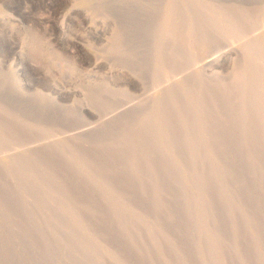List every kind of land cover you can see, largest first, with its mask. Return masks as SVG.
<instances>
[{
  "label": "rangeland",
  "instance_id": "obj_1",
  "mask_svg": "<svg viewBox=\"0 0 264 264\" xmlns=\"http://www.w3.org/2000/svg\"><path fill=\"white\" fill-rule=\"evenodd\" d=\"M173 1L175 0H0V120H4L6 117V119L4 120L5 122L3 121L0 123V166L2 165L1 162H8L10 161L9 159H12L14 157H17L20 162H18V164H16L15 166L13 163H10L13 166L10 165V169L8 168L9 170L7 171L6 169H0V183H3L0 184V213L2 212V214H0V264H142L145 258L144 256L140 261L135 260V258L138 259V254H142V252H144V254L149 253L151 254V256H156L159 253L158 255H160L161 257H170L173 253L176 257L175 261L172 262L173 264H186L185 262L187 261L188 263L189 261L187 260V255L189 257L191 253L193 255L198 254L200 249L204 246L206 248V251L200 264H223L225 262V264H232L228 262V258H222L220 255L224 250L223 245L226 241V236L229 235L230 232L234 235L238 234V240L236 241L237 245L243 244L241 246L238 245L243 252L239 251V253L234 255L237 258L233 257V264H253L252 262L255 261L256 263H262V261H264V234L262 235V232L264 233V211H262L264 210V181L262 180L264 179L262 178V176L264 177V164H262L264 163V157H262L263 160L260 164L257 163L258 161H256L254 158V150L259 147V144L263 145L264 148V135H262L264 133L263 129V133L262 131L257 133L258 135H256V138L251 139L249 137V139L256 144L254 146L251 145L249 148L241 147V150L236 155L238 157L240 156V160L237 157V160H234L232 163L230 160V156L226 157L229 148L227 149V147L222 145L218 149L219 156L214 154L215 152H213V147H211V145L214 143L211 135L212 133H205V135L202 136L204 131L201 132V127L198 126V124L194 128L195 132H193V134H191L190 136L184 137V135L179 133L177 130H167L166 132H164L163 136L160 138V147H158L156 153L154 154L152 150V152L150 151L152 153L151 154L148 153L149 149L145 150V155H147V157H143V159H141V163H139L141 167L146 163V160H153L158 151H160L158 152V154H161L160 156L165 158L167 163L170 162L169 159L171 160L172 163L170 164L172 165L170 169L173 170L174 173H176L174 174L176 186L172 190L176 193L174 194V192H171L172 190L168 191V193L164 192L165 194L161 190H158V193H162H160L161 197L164 194L161 201L167 200L166 202L169 203V206H167V209L165 210L173 213L171 209H173V211L177 209L176 213L178 212L182 215V221L184 224L180 236L182 238H186L189 236L191 239L190 243L192 245L190 243L188 244V246L184 245L185 250H182L183 248L181 247L178 248L176 252H172V248V251L169 249L164 250L162 248L164 241H168L164 236H166L170 230L164 228L162 225L164 231L166 232V235H161L157 237V239L153 238L154 230L152 228L151 230H149V226H152V224H149L150 220L146 222H143L141 220L142 210L134 207L133 204L131 207H128L127 205L124 206L125 204L121 200H124L125 198H120V195L117 196L118 192L114 190L112 191L111 195L109 193L106 194V207L109 210L106 216L110 217L111 224H114L115 226V223L117 221H119L120 219H124L123 223L126 226L128 224V228H130L129 231H131L132 228V230L135 231L137 230V228L142 226L141 231L143 232L141 239L142 242L139 241L137 244L136 239L130 237V241L126 245L127 248L123 250L124 252L122 251L124 255H122V260H118L117 258L119 246H116L118 245V243H116L115 241L113 243L114 239H112L110 242L109 239V237L111 238L110 230L112 228H110V230L107 229L109 231H106L105 233V229L102 227V231L104 232V235H102L105 238L109 239L107 243L102 244L103 242L100 238L94 236L92 232L86 230L85 226H81L82 223L79 222L77 216L78 212L81 211V208L84 207L83 205H86L87 203V201H85V203L83 201L87 196L81 192L79 193L80 189L78 186H80V184L83 182L84 185L82 183L80 188H82V186H84V189L87 190L89 188V192L91 194H89V192L87 193L91 196L97 193H101L103 191L101 190L103 186L101 185L102 178L100 175L103 172L101 171L100 175L95 172L91 177L90 173L92 170L90 171V169H87L90 165L86 166V168H82V171L84 173L81 172V174L83 173L82 176L79 173L81 177L79 176V179H77L78 183H76L77 186L73 192L75 195L72 194L74 196L72 197L71 194L64 192L65 186L63 187L64 184L62 185L59 176H54L57 180L54 177L50 179L47 178L49 176L48 173L50 172V167L48 166V163L50 164V161L47 162L48 159L41 157V150H38L39 152L35 150L36 152H34V148L40 147L41 144L45 145L51 141L56 143L57 141L62 139L63 136L66 137L70 129L80 130L84 129L85 127H94V129H96V132L98 133L99 131V133L97 134L95 132L86 137V140H93V143L96 141V145H94V143L90 148V155L94 158V156H96L95 153H98L97 151L101 149L100 146L104 147L105 143L109 142L112 137L118 136L122 125L123 129H127L128 125L132 126V124H130V120L132 118H141V116L144 118L149 114V111L147 110V101L150 100L149 96L151 95V92L153 93L154 91L159 89L158 85H160V82H165V84L167 85L169 82L174 81L177 78L180 80L185 79L186 84L189 85L188 87L192 88L194 85L195 90L194 87L192 89L195 93H193L192 89L190 90V88L186 89L188 88L186 87L187 85H185L186 88L184 87V89H186L188 92H192L191 94L188 93V95L190 94L189 96H193L195 94V98L189 97L187 94L185 96L189 98V103L191 105L194 104L193 107L196 109L204 104L208 106L207 103L210 102L211 97H213L211 98V100H213V102H216V96H214V91L216 90L215 85L218 86L220 81L223 83L220 84L223 85V94H227V88L232 87L233 85L230 84H235L236 80L238 79L237 75L239 73V68L241 69L244 66H246L247 68L249 66L247 73H253L252 76L254 78L256 76V78H247L246 76L244 80L242 78L243 81H241V85L243 84V86L242 88H238V92H241L240 90L243 89V87L244 89H247L249 86H251V92H253L252 90L255 88L254 96L259 94L256 96L259 102L256 97L254 98L252 93L248 94L247 100L249 102V110L247 111L246 118H253L256 112H260L262 116L261 121L262 124H264V111H262L264 110V108H262L264 107V38L262 39L263 41L261 40L260 42L256 43L257 37H254L258 35H264V0H176V2L179 3ZM167 2L169 3V5L167 4ZM185 4L189 8H191V6L194 7H192V10L190 11L192 14L189 13V16L186 14L182 17V19H188L186 21H189V19L190 21L192 20L193 23L191 22V24H193V26L195 24L194 28L196 30L198 29L199 32L201 31V29L203 30L200 34H198V31H196L197 34L195 32V36H198V40L194 41L193 43H191L190 41H185L184 43L181 42L179 39L183 40L181 38L182 35H180V37L179 35L177 36L179 29L174 32L176 35L172 34L171 32L160 37L163 30H166L168 26L165 19L169 17L170 13L172 12H174V16H182V12L185 14V11L187 10V8H185ZM181 5H184V7H182V9H179L181 8ZM233 6L234 8H232ZM224 7L226 9H222ZM242 8L247 10L248 14L247 12H244L245 10H243ZM232 9L234 11H232ZM237 9L238 11L240 9V11L238 12ZM169 10L170 13L168 15ZM173 10H175L176 12ZM201 11H203V13H200ZM231 11L234 12V15H232ZM242 11L244 12L243 15ZM205 12L206 15L204 14ZM219 12L224 14L221 15ZM209 13H211L212 15H209ZM218 13L220 14L219 16ZM261 13H263L262 17ZM228 14L229 16L232 15V17H227ZM246 14L248 16H246ZM202 15L204 16V18H206L204 19ZM224 15L226 19L224 18ZM235 15L238 16L235 17ZM216 16L217 18H215ZM200 17L203 19H199ZM209 17L212 19L214 17L215 21L212 19L210 20ZM218 17L219 19L220 17L224 19L223 21L220 19L221 23H225L227 21V25L224 23H219L220 20L218 19ZM246 18L250 20V22H248ZM217 19L219 20V22ZM202 21H204L206 28L202 26V28L200 27V25L203 24ZM240 21L243 22L241 23ZM237 22L240 23L237 24ZM212 23L216 24L213 25ZM233 23V28L230 29L232 26L229 27V25H232ZM218 24H221L223 30L225 29V31H221L220 29H218ZM236 24L238 27L235 26ZM247 24L249 25L247 26ZM196 25L198 26V28L196 27ZM121 27L123 28L121 29ZM215 28L218 32L215 30ZM119 32L121 35L119 34ZM203 32H206V34L203 35ZM176 40L180 42L177 41L176 43ZM133 41L134 43H132ZM149 41L150 44L153 43L151 46L149 44ZM172 41L174 42V44ZM246 41H248V44H245ZM123 42L124 44L121 45V43ZM154 42L156 46L160 43L161 44L156 48ZM251 42L253 44H251ZM185 43H188L187 47L183 48L184 46L182 47L181 45H184ZM199 43L201 45L204 44V46L202 45L201 47ZM260 43H262L263 47L262 45L260 46ZM198 44L200 45V49H203V53L202 50L196 49L198 47ZM241 44L242 46H240ZM168 45H171L173 47L170 48V46ZM192 46L194 47V49ZM238 46L240 47L238 48ZM166 48L171 50L169 51ZM233 48L235 50H233ZM241 48L244 50L242 51ZM261 48H263V51ZM192 49L195 51H193ZM237 49L239 51H237ZM258 52L263 53L261 56V60L263 61H259V65L258 63H256L257 65L255 66H253L251 63L249 64V61L251 59H254ZM150 53H154L152 54L153 56ZM156 54H160L161 57L160 55L156 56ZM251 54L254 55L252 56ZM238 55L240 56V58ZM235 57H238L237 61L235 60ZM126 58H129L130 61ZM162 59H164V63L162 62ZM215 60L216 63L218 62V64H221L224 68L218 70L219 72L217 73L216 71L212 70L211 65L208 63ZM172 61H175L176 67H174L175 70L172 69L171 71H178L179 74L177 72L176 73L178 75L171 72V75H173L174 78L173 76L169 75L171 80H168V76L165 77V74L167 72H164L166 68H163V64H165V67L171 68L169 62L172 63ZM161 62L163 66L160 65ZM156 64L158 66L160 65L163 69H161V67V70L157 69L159 67ZM226 65L228 68L226 67ZM136 67L138 70L139 68L144 70L138 71L137 69H135ZM153 70L157 71L153 72ZM169 70L170 69H168L167 71L169 72ZM144 71H146V73H141ZM191 71L193 75L198 72L197 75L195 74V76L197 77H200L202 75L206 76V78L208 79L209 85H207L209 87L206 85L207 88L201 91L202 94L196 91L199 88L197 84L198 79L193 81L195 79L194 76H192V74H186V72L190 73ZM208 72H212V78L209 77L210 73ZM257 72L259 73L257 74ZM182 73L184 75H182ZM219 73H223V75H220ZM163 74L165 76L162 77ZM175 75H177V77H175ZM159 76H161L162 79H156L160 78ZM190 76H192L191 78L193 80L190 78ZM165 78L167 82L163 81L165 80ZM186 78H189V81H187ZM258 78L262 81H260L261 84L257 80ZM155 80L158 81H156L155 83ZM159 80L161 81L159 82ZM213 81L215 84H212ZM217 81L218 84L216 83ZM142 82H144V84ZM255 83L258 84L256 85ZM165 84L163 83L162 85L165 86ZM226 84L228 85V87H226ZM154 86H156V88ZM163 86L160 85V87ZM257 87L259 89H257ZM152 88L155 89L153 90ZM184 89L182 88V91L179 90V92L181 93H176L179 94L177 96V100L171 101V104L176 101L180 102V99H182L183 97L182 93L186 92V90L183 92ZM196 94L197 96L200 94L201 97H199L200 95L196 97ZM250 95L252 96L250 97ZM204 96L207 97H205L207 101L203 100ZM145 97L147 101L146 99H144ZM208 97L210 98L208 99ZM249 97L254 100L251 102ZM259 97L262 100V103ZM200 99H202L201 101L203 104L201 103ZM188 100H186L185 102H187ZM170 103H168V105ZM197 103L201 106L196 105ZM135 104L137 108L133 109V107H136ZM137 104H142L143 106L140 105L139 107ZM169 106L171 107V105ZM127 108L129 110H126ZM130 108L132 109L130 110ZM140 109L142 111L144 110L145 112L143 111L141 112V114ZM184 110L187 111V108H183V111H181L182 114L184 112L186 114V111ZM250 111L252 112L250 113ZM119 112H121V114H119ZM136 112L138 113L135 114ZM1 113H3V115ZM11 119L12 121L14 120L17 124H13L15 123L13 121L11 126L15 129H13L11 131V134H9L7 129H9L10 125L8 122H11ZM103 120H105L106 122ZM150 120L152 121L151 118ZM173 120L175 122H180V120L178 118L175 119V117ZM118 121L121 122L122 125ZM116 122L118 125L116 124ZM6 123L8 124L6 125ZM119 124L121 125V127ZM103 126V130L106 133V136L101 128ZM238 126H240V128H242V131H244V121L241 120ZM79 127L81 128L79 129ZM98 128L99 130H97ZM26 132L28 133L26 134ZM173 136H176V141L178 142L175 141L174 143H171L173 142ZM260 137L262 141L258 140L260 139ZM101 139H103V141ZM30 141L32 142V147H29L31 146ZM167 143H169V147L167 146ZM187 143L190 145H187ZM99 144L101 145L99 146ZM171 144L174 150H176V148L178 147L176 151H179L180 153L178 152L177 156L173 154L174 151H172L173 149L171 148ZM190 146L192 147L189 149ZM93 148L95 150H93ZM244 149L246 151H250V153L246 152ZM169 152H171V154ZM243 152L247 155H245ZM34 153L36 155H38L37 153H40L39 156L41 157L42 161L37 160V156L34 157ZM209 153H211L210 158L208 156ZM137 154L139 155V153ZM243 155L245 156L242 160ZM72 157L73 156L69 157V164L74 168V157ZM205 157L207 158V160ZM66 158H64V160L67 164L68 158ZM181 158L185 161H182ZM30 159L33 161H29ZM43 159H45L46 161ZM70 159L73 162L70 161ZM138 161H140V157H138ZM227 161L231 164H229ZM251 162H253L252 165ZM85 163L87 162H84V165ZM223 163H226V165L228 164L227 167L223 166L225 165ZM258 164L259 167L257 166ZM249 166L253 168L257 166L258 169L261 170L256 169V167L255 169L250 168L248 171L247 168H249ZM71 167H69L68 169L72 170L73 168ZM239 167H241L242 170ZM245 167L247 170L245 169ZM195 168H198L199 170ZM227 168L229 169V172L227 171ZM243 168L245 171H243ZM217 169H220L221 172ZM254 170H257V172H259L261 176H259L258 173L256 174ZM212 173L215 174V177L212 175ZM218 173L221 175H219ZM84 174L87 175L88 178ZM94 175L99 176L94 177ZM211 175L213 177H211ZM245 176H247V178H245ZM95 178H98V182ZM209 178L210 180H208ZM200 180L202 181V184ZM215 180H218L219 182L215 183ZM218 184H223L222 187H225L224 192H222V190L220 193L222 195H229L231 201L233 200V206L231 205V208L234 207L235 209H231L228 214L225 211L222 212V202L218 203L217 201H215V199H212L215 195L213 193H216V191L214 190H216V187H219ZM65 185L69 187L68 184L65 183ZM91 187L93 188V190ZM77 188L79 194L75 192ZM174 189L179 193H177V191H175ZM183 189H185L186 193H188L187 195L185 194L186 197L184 196L185 198H183V201H179L177 194H180ZM80 194L82 195L81 197L85 195L84 198L79 197ZM210 194L212 195L210 196ZM258 194H260L259 197ZM166 196L170 198L168 199V197ZM256 196L258 198H256ZM176 197L179 203L174 200L176 199ZM69 198L72 199L67 200ZM117 198L119 200H117ZM79 200L82 203H78ZM124 201L126 202V200ZM216 202L218 204H216ZM210 204L211 208L206 209L207 206L210 207ZM214 205L215 207H213ZM260 209H262L261 212ZM235 210L237 214L236 212L233 213ZM224 213L226 214V216H224ZM239 213H241V215H238ZM243 213H245V215H243ZM246 213L248 216L246 215ZM125 215L129 217L127 218L125 217ZM123 216L124 218H122ZM238 220L240 221L237 222ZM260 220L262 221V223ZM246 224H249L251 226L253 225L254 227L248 228L249 225L247 226ZM255 224L257 225V227ZM258 225H260L259 227L263 231H258L261 230L259 229ZM244 226L245 228H248V231L245 233H247L248 236H251V241H253L252 244H249L250 246H246L244 243H242L243 239L241 238L244 231ZM255 229H258L257 233H255ZM155 230L157 229L155 228ZM258 232L261 233L260 235L262 236H260ZM239 234L241 237L239 236ZM146 239L147 243L144 244V241H146ZM148 243H150L149 248L145 246L148 245ZM134 244L136 245L134 246ZM242 246L244 247V249H242ZM246 247L248 250L245 249ZM189 248H191L192 250ZM169 251L170 253H172L170 254ZM153 253L156 255H154ZM161 263L163 264V262ZM161 263L155 262V264ZM188 264H191L190 261ZM262 264H264V262Z\"/></svg>",
  "mask_w": 264,
  "mask_h": 264
},
{
  "label": "bare ground",
  "instance_id": "obj_2",
  "mask_svg": "<svg viewBox=\"0 0 264 264\" xmlns=\"http://www.w3.org/2000/svg\"><path fill=\"white\" fill-rule=\"evenodd\" d=\"M180 1H183V0H180ZM189 1V0H188ZM173 2H176V0L175 1H173ZM185 2H187V1H185ZM176 3H179V2H176ZM175 3V4H176ZM183 3V2H182ZM190 3V2H189ZM167 4L169 5V3L167 2ZM187 4V3H186ZM185 4V5H186ZM174 5V4H173ZM190 5V4H189ZM176 6V5H175ZM187 6V5H186ZM185 6V8H187V10L185 11V14L182 12V16H174L173 15V13L174 12H172V13H170V10H169V12H168V15H169V13H170V15H169V17H167L166 19H165V21H166V23H167V28H166V30H163V32H162V34L160 35V37H162V36H164V35H166L167 33H171L172 32V34H175L174 32L176 31V30H178L179 32H178V34H177V36L179 35V37H180V35H182L181 36V38L183 39V40H181V39H179L181 42H185V41H190L191 43H193L194 41H196V40H198L197 38H198V36L196 37L195 35L197 34V32L196 31H198V29L196 30L194 27H195V24H194V26H193V24H191V22H192V20L190 21V19H189V21H186V20H188V19H182V17L184 16V15H188L189 13L190 14H192L190 11L192 10L191 8L192 7H194V6H191V8H189L188 6L186 7ZM178 7V6H177ZM180 7V6H179ZM182 7H184V5H181V8H179V9H182ZM237 7V6H236ZM190 10H189V9ZM217 8V7H216ZM232 8H234V6L232 7ZM222 9H226L225 7L224 8H222ZM243 10H245L244 8H242ZM178 10V9H177ZM172 11V10H171ZM173 11H175V10H173ZM232 11H234L233 9H232ZM231 11V13H232V15H234L233 13L234 12H232ZM235 11H236V9H235ZM237 11H238V9H237ZM239 11H240V9H239ZM238 11V12H239ZM249 11V10H248ZM176 12V11H175ZM178 12V11H177ZM220 12H221V10H220ZM219 12V13H220ZM237 12V13H238ZM244 12H247V10H245ZM243 11H242V15H243V13H244ZM165 13V12H164ZM167 13V12H166ZM180 13V12H179ZM200 13H203V11H201ZM208 13V12H207ZM212 13V12H211ZM211 13H209V15H212ZM216 13V12H215ZM215 13H213V14H215ZM218 13V16L221 14H224V13H220L219 14ZM260 13V12H259ZM189 14V15H190ZM205 15H206V12L204 13ZM203 14V15H204ZM235 14H236V12H235ZM247 14H248V12H247ZM246 14V16H248ZM262 14L263 13H261V17H262ZM164 15V14H163ZM168 15H166V16H168ZM188 15V16H189ZM201 15V14H200ZM202 15V16H203ZM209 15H207V16H209ZM215 15H217V14H215ZM214 15V16H215ZM232 15H230L229 16V14L227 15V17L229 16V17H232ZM187 16V17H188ZM236 16H238V15H235V17ZM161 17H163V16H161ZM255 17V16H254ZM260 17V16H259ZM197 18H198V16H197ZM203 18H204V16H203ZM203 18H199V19H203ZM206 18V17H205ZM204 18V19H205ZM210 18V17H209ZM215 18H217V16L215 17ZM214 17H213V19L212 18H210V20L212 19V20H214L215 19ZM222 18H223V16H222ZM221 17H220V19L223 21L224 19H222ZM224 18H225V15H224ZM249 18V17H248ZM251 18H252V16H251ZM196 19V18H195ZM218 19H219V17H218ZM217 19V20H218ZM219 19V20H220ZM226 19V18H225ZM240 19V18H239ZM247 19V18H246ZM219 20H218V22H219ZM221 20H220V22L219 23H221ZM229 20H231V19H229ZM243 20H245V19H243ZM160 21V20H159ZM164 21V20H163ZM205 21V20H204ZM204 21H202V23L203 24H201L200 25V27L202 26V27H205L206 28V26H205V24H204ZM209 21V20H208ZM215 21V20H214ZM213 21V22H214ZM233 21V20H232ZM247 21L248 22H250V20H248L247 19ZM206 22H207V19H206ZM211 22V21H210ZM227 22V21H226ZM226 22L224 23V24H226ZM241 23L243 22V21H240ZM240 22H237V24L238 23H240ZM252 22V21H251ZM193 23V22H192ZM223 23H221V24H223ZM228 23V22H227ZM236 23V22H235ZM245 23H246V21H245ZM210 24V23H209ZM208 24V25H209ZM213 25L214 24H216V23H212ZM219 25L217 28L218 29H220L221 31H225V29L223 30V28H222V25ZM237 24L235 25V26H237ZM249 24H251V23H249ZM249 24H247V26L249 25ZM186 25V26H185ZM206 25H207V23H206ZM227 25V24H226ZM233 25H234V23L231 25H229V27H231L230 29H232L233 28ZM245 25V24H244ZM120 26V25H119ZM161 27V26H160ZM196 27L198 28V26L196 25ZM201 27V28H202ZM209 27V26H208ZM238 27V26H237ZM242 27H243V24H242ZM123 27H121V29H122ZM205 28H203V29H205ZM211 28V27H210ZM209 28V29H210ZM222 28V29H221ZM228 28V27H227ZM226 28V29H227ZM245 28V27H244ZM154 29H157V28H154ZM208 29V28H207ZM118 30V29H117ZM116 30V31H117ZM199 30H200V28H199ZM215 30H216V28H215ZM154 31H157V30H154ZM203 30L201 29V31L199 32L198 31V34H200L201 32H202ZM208 31V30H207ZM217 31V30H216ZM220 31V32H221ZM195 32H196V34H195ZM212 32H213V30H212ZM218 32V31H217ZM239 32H240V29H239ZM242 32H243V30H242ZM159 33V32H158ZM157 33V34H158ZM204 34L203 35H205L206 34V32H203ZM231 33V32H230ZM233 33V32H232ZM119 34H120V32H119ZM160 34V33H159ZM259 34V33H258ZM264 34V33H263ZM121 35V34H120ZM176 35V34H175ZM225 35V34H224ZM241 35V34H240ZM120 37V36H119ZM200 37V36H199ZM254 37H257L256 39H257V42L256 43H258V42H260L263 38H264V35H258V36H254ZM153 38V37H152ZM157 38V37H156ZM155 38V39H156ZM115 39V38H114ZM154 39V40H155ZM159 39V38H158ZM162 39V38H161ZM177 39H178V37H177ZM200 39V38H199ZM251 39H253V38H251ZM255 39V38H254ZM116 40V39H115ZM118 40V39H117ZM172 40V39H171ZM177 41L178 40H176V43H177ZM180 41H178V42H180ZM205 41V40H204ZM263 41V40H262ZM168 42V41H167ZM173 42V41H172ZM248 41H246V43L245 44H248L247 43ZM132 43H134V41L132 42ZM152 43V42H151ZM157 43V42H156ZM183 43H181V44H183ZM122 44H124V42L123 43H121V45ZM149 44H150V41H149ZM148 44V45H149ZM153 44V43H152ZM152 44H150V46L152 45ZM154 44H155V42H154ZM158 44V43H157ZM161 44V43H160ZM159 44V45H160ZM173 44H174V42H173ZM181 44H179V45H181ZM186 44V45H185ZM184 45H181L183 48H185V47H187V44L188 43H185ZM200 44V43H199ZM198 44V47L196 48V49H200V45ZM250 44V43H249ZM251 44H253L252 42H251ZM159 45H157V46H159ZM172 45V44H171ZM171 45H168V46H170V48L171 47H173V46H171ZM203 46H204V44H202ZM202 45H201V47H202ZM262 45V43H260V46ZM116 46V45H115ZM130 46V45H129ZM155 46H156V44H155ZM157 46H156V48H157ZM167 46V47H168ZM191 46V45H190ZM240 46H242V44L240 45ZM240 46H238V48L240 47ZM193 47V46H192ZM191 47V48H192ZM244 47V46H243ZM242 47V48H243ZM262 47H263V45H262ZM123 48V47H122ZM162 48V47H161ZM175 48V47H174ZM182 48V49H183ZM241 48V49H242ZM252 48V47H251ZM125 49V48H124ZM167 50H169L168 48H166ZM193 49H194V47H193ZM192 49V50H193ZM232 49V48H231ZM247 49V48H246ZM245 49V50H246ZM262 49V51H263V48H261ZM126 50V49H125ZM155 50V49H154ZM156 50H158V49H156ZM160 50V49H159ZM171 50V49H170ZM169 50V51H170ZM200 50H202V53H203V49L201 48ZM233 50H235L234 48H233ZM244 49H242V51H243ZM253 50V49H252ZM255 50V49H254ZM165 51V50H164ZM191 51V50H190ZM189 51V52H190ZM193 51H195V50H193ZM197 51V50H196ZM237 51H239L238 49H237ZM237 51H234V52H237ZM125 52H127V51H125ZM152 52V51H151ZM161 52V51H160ZM168 52V51H167ZM166 52V53H167ZM172 52V51H171ZM230 52V51H229ZM169 53V52H168ZM167 53V54H168ZM193 53V52H192ZM197 53V52H196ZM248 53V52H247ZM151 54V53H150ZM152 54H154V53H152ZM151 54V55H152ZM173 54V53H172ZM195 54V53H194ZM235 54H237V53H235ZM262 54L263 53H261V52H258V54L255 56V58L254 59H251L250 61H249V64L251 63L253 66H255V65H257L256 63H258L259 61H263V60H261V56H262ZM150 55V56H151ZM158 55H160V54H158ZM157 54H156V56H158ZM193 55V54H192ZM231 55V54H230ZM252 55V54H251ZM254 55V54H253ZM252 55V56H253ZM153 56V55H152ZM169 56H171V55H169ZM239 56V55H238ZM249 56H250V54H249ZM251 56V57H252ZM132 57V56H131ZM160 57H161V55H160ZM242 57V56H241ZM250 57V58H251ZM125 58V57H124ZM123 58V59H124ZM155 58V57H154ZM157 58H159V57H157ZM237 58L238 57H235V60L237 61ZM239 58H240V56H239ZM249 58V59H250ZM127 59V58H126ZM234 59V58H233ZM233 59H232V61H233ZM247 59H248V57H247ZM264 59V58H263ZM127 60H129L130 61V59L128 58ZM156 60V59H155ZM157 60H160V59H157ZM214 60V59H213ZM164 61V59H162V62ZM218 61V60H217ZM231 61V62H232ZM123 62V61H122ZM127 62V61H126ZM132 62H133V60H132ZM131 62V63H132ZM162 62H161V64L160 65H162ZM246 62V61H245ZM245 62H244V64H245ZM124 63V62H123ZM128 63V62H127ZM164 63V62H163ZM170 63V67L171 68H167V67H165V64H163L162 66H163V68H166L167 70L168 69H170L169 70V72L165 69V75L163 74L162 75V77L163 76H165V77H169V75H171V72H173V71H171L172 69H174V67H176V65H175V61L173 62L172 61V63L171 62H169ZM210 65H211V68H212V70L213 71H216V73L217 72H219L218 70H220L221 68H223L222 67V65L220 64H218V62L216 63V60L215 61H210V62H208ZM261 63V62H260ZM158 64H159V61H158ZM208 64V65H209ZM227 64V63H226ZM262 64V63H261ZM157 65V64H156ZM158 66L159 68H157V69H160V67L161 66ZM178 65V64H177ZM232 65V64H231ZM258 65H259V63H258ZM206 66V65H205ZM142 67H143V65H142ZM156 67V66H155ZM180 67V66H179ZM225 67V66H224ZM226 67H227V65H226ZM139 68V67H138ZM162 67H161V69H163ZM228 68V67H227ZM248 68H249V66H248ZM248 68L246 67V66H244L243 68H239V73H238V75H237V77H238V79L236 80V82H235V84H230V85H233L232 87H230V88H227L228 89V93L227 94H223V85H220V84H223L221 81V83L219 82V84H218V81L216 82L217 84H218V86L217 85H215L216 86V90L214 91V96H216V102H213V100H211V98H213V97H208V99L210 98V102H208L207 104H208V106L206 105V104H204V105H198V103L196 104V105H198V106H201V107H199V108H194L193 107V105H191L190 103H189V98L188 97H186L185 95L187 94L188 95V93H192L193 92V87H194V85H193V87L191 88V87H188L189 85H187L186 84V80L185 79H177L176 78V80H174V79H172V80H174V81H171V82H169L167 85L165 84V82H160L161 80H159V82H160V85L161 86H163L162 84L164 83L165 84V86H163V87H160V85H158V83H157V85H158V87H159V89H157L156 91H154L153 93L151 92V95L149 96V101H147V99H146V97L144 98V99H146V101L148 102V111H149V114L146 116V117H142L141 116V118H139V117H137V118H132L131 120H130V124H132V126L130 125H128L127 126V129H123V125L121 124V122H119L121 125H122V128H120V135L118 134V136H114V137H112V139L109 141V142H107V143H105V145H104V147L102 146H100L101 144H99V146H100V148L101 149H97L98 151V153H95L96 154V156H94V158L90 155V151H91V146H92V144H94V145H96V141L93 143L92 141L93 140H91V141H89L88 139L86 140V137L89 135H91V134H93V133H95L96 132V129H94V127H85L84 129H80L81 127H79V129L80 130H75V129H70L69 130V133L66 135V137L65 136H63V138L62 139H60L59 141H57L56 143L55 142H48L47 144H41L40 145V147H36V148H34V152H36L35 150H37V152H39L40 150H41V154H42V158H46V159H48L47 160V162L48 161H50V164L48 163V166L50 167V172L48 173L49 174V176L47 177L48 179H50V178H52V177H54V176H59V179L61 180V183H62V185H63V187L65 188L64 189V192H66V193H69V194H74L73 192H74V190H75V188H76V183H78V181H77V179H79L78 177L80 176L79 175V173L81 174V172H83L82 171V168H86V166H88V165H90V166H88V168L87 169H90V171H91V177H92V174H94L95 172L96 173H98L99 175H100V173H101V171L103 172L100 176H101V178H102V182H101V185L103 186V188H101V190H103L101 193H97V194H95V195H89V194H91L90 192H89V188H88V190L87 189H84V186H82V188H80V186H81V184L83 183L82 181V183L80 184V186H78L79 187V189H80V191H79V193L81 192V193H83V194H85L87 197H86V199L85 200H83L84 201V203H85V201H87V203H86V205L84 204L83 206V208H81V211H79L78 212V219H79V222L80 223H82L81 224V226H85V228H86V230H88V231H90V232H92L93 234H94V236H96V237H98V238H100L101 240H102V244H104V243H107L108 242V240L110 239V242H111V240L112 239H114L113 240V243H114V241L116 242V243H118V245L116 246V247H118L119 246V250H118V255H117V258H118V260H122V258H123V253H122V251L125 249V248H127L126 247V245L128 244V242L130 241L129 239H130V237L131 238H134V239H136V244L139 242V241H141V239H142V235H143V232L141 231L142 230V226H140L139 228H137V230H132L131 229V231H129L130 230V228H128V224H127V226L126 225H124V219L122 220V219H120L119 221H117L115 224V226H114V224L112 225L111 224V219H110V217H108V216H106L107 214H108V212H109V210H108V208L106 207V194L107 193H109L110 195H111V193H112V191H116V192H118L117 193V196H119L120 195V198H125L124 200H126V202L124 201V200H121V201H123L124 202V206H128V207H131L132 206V204H133V206L134 207H136V208H139L140 210H142L141 212H142V221L143 222H146V221H148V220H150V223L149 224H152V226H149L150 227V229L149 230H151V228L154 230V234H153V238H155V239H157V237H159V236H161V235H166V232L164 231V229H163V227L164 228H167V229H169L170 231L168 232V234L166 235V236H164L165 238H167V240L168 241H164V244H163V246H162V248L164 249V250H166V249H169V250H171V248L173 249V251L172 252H176L177 250H178V248H183L182 250H185L184 249V245L186 246H188V244L190 243V241H191V239H190V237L188 236V237H186V238H182L180 235H181V232H182V230H183V221H182V215L180 214V213H176V211H177V209L175 210V211H173V209H171V211L173 212V213H171V212H168V210H165V209H167V206H169L168 204V202H166L167 200H165V201H161L162 200V197L164 196V192H166V193H168V191H170V190H172L176 185H175V177H174V174H176V173H174L173 172V170H171L170 168H171V165L172 164H170V163H172L171 162V160L169 159V161L170 162H166V159L165 158H163L162 156H160L159 154H158V152H160V151H158L157 152V154L155 155V157L153 158V160H146V163L143 165V166H141L140 167V163H141V159H143V157H147V155H145V150H148L149 149V152L148 153H151L152 152V150H153V153L155 154L156 153V151H157V149H158V147H160L159 146V142H161V140H160V138L163 136V134H164V132H166L167 130H174V131H178L179 133H181L182 135H184V137L185 136H190L191 134H193V132H195L194 130V128H195V126L198 124V126H200L201 127V132H203L204 131V133L202 134V136L203 135H205V133L207 134V133H212L211 135H212V138H213V144L211 145V147H213V152H215L214 154L215 155H218L219 153H218V149H219V147L220 146H225V147H227V149L229 148V151H227L228 153H229V155H228V153H227V155H226V157L227 156H230V160H231V163L234 161V160H237V157L238 156H236L237 154H238V152L241 150V147L243 148V147H250L251 145H255L256 143L255 142H252V140H250L249 139V137L251 138V139H253V138H256V135H258L257 133H259V132H261L262 131V129H263V131H264V128H263V125L264 124H262V116H261V113L260 112H256L255 113V115H254V117L253 118H246V114H247V111L249 110V108H248V98H247V96H248V94H250V93H252V95L254 96V89L252 90L253 92H251V86H249L247 89H244V87H243V89H239L241 92H238V88H242V86H243V84L241 85V81H243L244 80V78H250V77H253L252 76V74L253 73H247L248 71ZM257 68V67H256ZM135 69H137V67L135 68ZM160 69V70H161ZM224 69V68H223ZM261 69V68H260ZM138 70V69H137ZM139 70H142L141 68H139ZM138 70V71H139ZM144 70V69H143ZM142 70V71H143ZM175 70V69H174ZM177 70H179V69H177ZM254 70V69H253ZM255 70H257V69H255ZM147 71V70H146ZM146 71H144V72H141V73H146ZM154 71H157V70H153V72ZM251 71V70H250ZM259 71V70H258ZM159 72V71H158ZM163 72V73H164ZM178 73V71H175V72H173L174 74L175 73ZM194 72H195V70H194ZM227 72V71H226ZM262 72V71H261ZM137 73V72H136ZM168 73H170V74H168ZM176 73V74H177ZM185 73V72H184ZM197 73L198 72H196L195 74L197 75ZM208 73H210V72H208ZM237 73V72H236ZM254 73H255V71H254ZM259 72H257V74H258ZM155 74H156V72H155ZM179 74V73H178ZM177 74V75H178ZM186 74H188V75H190V74H192V71L189 73V72H186ZM195 74L193 75L192 74V76H194V80L191 78L192 76H190V78L193 80V81H195L196 79H198L196 82H197V84H198V89L196 90V91H198V93L200 92L201 93V91H203L205 88H207L206 87V85L208 84V79L206 78V76H195ZM211 74H212V72L209 74L210 76V78H212L211 77ZM220 75H223V73L221 74V73H219ZM218 74V75H219ZM177 75H175V77H177ZM182 75H184L183 73H182ZM152 76V75H151ZM171 76H173V75H171ZM213 76V75H212ZM246 76V77H245ZM130 77H132V76H130ZM152 77H154V76H152ZM160 78H156V79H162L161 78V76H159ZM167 77V79L168 80H171V78L169 79ZM181 77H183V76H181ZM185 77V76H184ZM187 77V76H186ZM235 77V76H234ZM260 77V76H259ZM134 78V77H133ZM155 78V77H154ZM153 78V79H154ZM173 78H174V76H173ZM242 78H243V80H242ZM254 78V77H253ZM255 78H256V76H255ZM254 78V79H255ZM151 79V78H150ZM187 79V81H189L188 79L189 78H186ZM236 79V78H235ZM212 80V79H211ZM217 80V79H216ZM250 80V79H249ZM258 81H259V83H260V81L261 80H259V78L257 79ZM264 80V79H263ZM133 81V80H132ZM156 81H158V80H155V83H156ZM163 81H166V78H165V80H163ZM191 81V80H190ZM223 81V80H222ZM235 81V80H234ZM144 82H146V81H144ZM144 82H142L143 84H144ZM167 82V81H166ZM192 82V81H191ZM225 82V81H224ZM262 82V81H261ZM154 83V82H153ZM162 83V84H161ZM211 83V82H210ZM244 83V82H243ZM248 83V82H247ZM190 84V83H189ZM193 84V83H192ZM196 84V85H197ZM212 84H215L214 83V81H213V83ZM251 84H253V83H251ZM256 84V83H255ZM258 84V83H257ZM256 84V85H257ZM261 84V83H260ZM185 85H187L186 87H188V88H186L185 87ZM209 85V84H208ZM207 85V86H208ZM220 85V86H219ZM227 85V84H226ZM225 85V86H226ZM249 85H250V83H249ZM192 86V85H191ZM224 86V87H225ZM241 86V87H240ZM248 86V85H247ZM255 86V85H254ZM253 86V87H254ZM260 86V85H259ZM264 86V85H263ZM155 88H156V86H154ZM184 87L186 88V89H189L190 88V90L192 89V92H188L186 89H184ZM209 87V86H208ZM226 87H228V85L226 86ZM252 87V88H253ZM262 87V86H261ZM154 88V89H155ZM184 89L183 90V92L186 90V92L185 93H182L183 94V97H182V99H180V102L179 101H176V102H174V103H170L171 101H174V100H177V96L179 95V94H176V93H181V92H179V90L180 91H182L181 89ZM153 89V88H152ZM153 89V90H154ZM257 89H259L258 87H257ZM256 89V90H257ZM194 90H195V87H194ZM151 91V90H150ZM225 91V90H224ZM261 91H262V89H261ZM226 92V91H225ZM193 93H195V92H193ZM197 93V94H198ZM176 94V95H175ZM189 94V95H190ZM197 94H196V97H198L197 96ZM202 94V93H201ZM205 94V93H204ZM264 94V93H263ZM176 97H175V96ZM188 95V96H189ZM252 95H250V97L252 96ZM257 95H259V94H257ZM257 95H255L254 96V98L257 96ZM175 97V99H174V97ZM212 96V95H211ZM261 96V95H260ZM189 97H193V98H195V94L193 95V96H189ZM199 97H201V95L199 96ZM205 97L206 96H204V99L203 100H206L205 99ZM249 97V99L251 100V102L254 100H252L251 98ZM263 97V96H262ZM102 98H103V96H102ZM148 98V97H147ZM171 98V99H170ZM179 98V97H178ZM207 98V97H206ZM257 98V97H256ZM173 99V100H172ZM188 100L187 102H185L186 100ZM259 99H260V97H259ZM195 100V99H194ZM199 100V99H198ZM202 99H200V101H201ZM257 100H258V98H257ZM261 100V99H260ZM191 101V100H190ZM207 101V100H206ZM258 102H259V100H258ZM142 103V102H141ZM168 103H170L169 105H171V107L168 105ZM179 103V104H178ZM201 103H202V101H201ZM255 103H256V101H255ZM261 103H262V100H261ZM4 104V103H3ZM190 104V105H189ZM203 104V103H202ZM254 104V103H253ZM263 104H264V102H263ZM262 104V105H263ZM138 105V104H137ZM140 105H142V104H140ZM140 105H138L139 107H140ZM132 106V105H131ZM135 106H136V104H135ZM143 106V105H142ZM23 108V107H22ZM129 108V107H128ZM126 109V110H129V109ZM134 108H137V106L136 107H133V109ZM144 108V107H143ZM183 108H187V111L186 110H184V111H186V114H185V112L182 114V112L181 111H183ZM262 108H264V107H262ZM132 108H130V110H131ZM142 109V108H141ZM140 109V113L141 112H143L142 110ZM253 109V108H252ZM257 109V108H256ZM261 109V108H260ZM146 110V111H147ZM258 110V109H257ZM123 111V110H122ZM262 111H264V110H262ZM12 112V111H11ZM127 112V111H126ZM131 112V111H130ZM145 112V111H144ZM188 112V113H187ZM246 112V113H245ZM252 111H250V113H251ZM124 113V112H123ZM138 112H136L135 114H137ZM148 113V112H147ZM2 115H3V113H1ZM5 114H6V112H5ZM9 114V113H8ZM118 114V113H117ZM119 114H121V112H119ZM125 114V113H124ZM142 114V113H141ZM181 114H182V117H181ZM263 114V113H262ZM1 115V116H2ZM139 115V114H138ZM249 115V114H248ZM118 116H120V115H118ZM17 117H19V116H17ZM127 117V116H126ZM174 117H175V119L176 118H178L179 120H180V122H175L173 119H174ZM264 117V116H263ZM48 118V117H47ZM50 118V117H49ZM124 118H125V116H124ZM150 118L152 119V121L150 120ZM246 118V119H245ZM5 119H6V117H5ZM4 119V120H5ZM58 119V118H57ZM4 120H0V123L1 122H3ZM28 120V119H27ZM112 120V119H111ZM154 120H157V121H154ZM178 120V121H179ZM244 121V127H245V129H244V131H242V128H240V126H238L239 125V122L240 121ZM263 120H264V118H263ZM14 121V120H13ZM13 121H12V119H11V122H8L9 123V129H7V131H8V133L9 134H11V131L13 130V129H15L14 127H12L11 126V124L13 123ZM103 121H105V120H103ZM110 121V120H109ZM154 121V122H153ZM5 122V121H4ZM7 122V121H6ZM15 122V121H14ZM44 122V121H43ZM106 122V121H105ZM8 123H6V125L8 124ZM51 123V122H50ZM129 123V122H128ZM4 124V123H3ZM13 124H17L16 122L15 123H13ZM31 124V123H30ZM102 124V123H101ZM108 124V123H107ZM111 124V123H110ZM116 124H117V122H116ZM119 124V125H120ZM104 125H106V124H104ZM118 125V124H117ZM117 125H115V126H117ZM121 125H120V127H121ZM126 125V124H125ZM42 126H43V124H42ZM6 127V126H5ZM4 127V128H5ZM98 127V126H97ZM96 127V128H97ZM107 127V126H106ZM7 128H8V126H7ZM102 128V130H103V128H104V126L103 127H101ZM100 128V129H101ZM117 128H119V127H117ZM198 128V127H197ZM64 129V128H63ZM247 129H249V130H247ZM97 130H99V128L97 129ZM110 130V129H109ZM209 130V131H208ZM62 131V130H61ZM101 131V130H100ZM263 131H262V133H263ZM64 132V131H63ZM103 132H104V130H103ZM28 132H26V134H27ZM97 133V132H96ZM98 133H99V131H98ZM97 133V134H98ZM105 133V132H104ZM209 133V134H210ZM261 133V134H262ZM66 134V133H65ZM96 134V135H97ZM51 135V134H50ZM95 135V134H94ZM101 135H103V134H101ZM100 135V136H101ZM108 135V134H107ZM172 135V134H171ZM262 135H264V133L262 134ZM8 136V135H7ZM24 136V135H23ZM105 136H106V133H105ZM109 136V135H108ZM194 136V135H193ZM260 136V135H259ZM96 137V136H95ZM97 137H99V136H97ZM103 137V136H102ZM174 137V136H173ZM182 137V136H181ZM198 137H201V136H198ZM5 138H7V137H5ZM107 138V137H106ZM169 138H170V136H169ZM209 138H210V136H209ZM209 138H208V140H209ZM164 139V138H163ZM166 139V138H165ZM200 139V138H199ZM202 139V138H201ZM204 139H207V138H204ZM102 141H103V139H101ZM167 140V139H166ZM171 140V139H170ZM172 140H173V142H171V143H174L175 141H176V136L174 137V138H172ZM171 140V141H172ZM179 140V139H178ZM192 140V139H191ZM258 140H261V137H260V139H258ZM14 141V140H13ZM50 141V140H49ZM105 141V140H104ZM194 141V140H193ZM192 141V142H193ZM198 141V140H197ZM197 141H195V142H197ZM262 141V140H261ZM23 142V141H22ZM31 142V141H30ZM33 142H34V140H33ZM106 142V141H105ZM176 142H178V141H176ZM181 142H182V140H181ZM185 142V141H184ZM189 142V141H188ZM20 143V142H19ZM27 143V142H26ZM205 143V142H204ZM263 143V142H262ZM9 144V143H8ZM32 144V142L30 143V145ZM98 144V143H97ZM176 144V143H175ZM179 144V143H178ZM258 144V143H257ZM7 145V144H6ZM19 145V144H18ZM28 145V144H27ZM180 145V144H179ZM178 145V146H179ZM187 145H190V144H188L187 143ZM192 145V144H191ZM5 146V145H4ZM12 146V145H11ZM10 146V147H11ZM29 146V145H28ZM163 146V145H162ZM167 146L169 147L170 145H169V143H167ZM177 146V145H176ZM176 146H175V148H176ZM196 146V145H195ZM205 146H206V144H205ZM15 147V146H14ZM29 147H32V145L31 146H29ZM166 147V146H165ZM192 146H190L189 147V149L191 148ZM208 147H209V145H208ZM7 148H8V146H7ZM163 148V147H162ZM171 148L173 149H171L172 151H174L173 152V154L175 155V156H177V153L179 152H177L176 150H177V148H176V150H174V148H173V146H172V144H171ZM186 148V147H185ZM184 148V149H185ZM10 149V148H9ZM27 149V148H26ZM30 149V148H29ZM160 149V148H159ZM170 149V148H169ZM168 149V150H169ZM212 149V148H211ZM222 149V148H221ZM255 149V148H254ZM8 150V149H7ZM15 150V149H14ZM28 150V149H27ZM39 150V151H38ZM93 150H95L94 148H93ZM206 150H207V148H206ZM245 150V149H244ZM252 150V149H251ZM6 151V150H5ZM26 151V150H25ZM151 151V152H150ZM167 151V150H166ZM171 151V152H172ZM189 151V150H188ZM205 151V150H204ZM224 151V150H223ZM226 151V150H225ZM246 151V150H245ZM171 152H169L170 154H171ZM190 152V151H189ZM206 152V151H205ZM220 152V151H219ZM221 152H222V150H221ZM220 152V153H221ZM246 152H249L250 153V151H246ZM30 153V152H29ZM28 153V154H29ZM40 153H37L38 155H36L35 153V155H34V157L35 156H37V160H41V157L39 156V154ZM123 153V154H122ZM137 153H139V155L137 154ZM180 153V152H179ZM244 153V152H243ZM17 154V153H16ZM16 154H14V155H16ZM94 154V155H95ZM152 154V153H151ZM213 154V155H214ZM223 154V153H222ZM224 154H225V152H224ZM245 154V153H244ZM263 154H264V148H263V145H261V144H259V147L256 149V150H254V155H255V160L256 161H258L257 163H261L262 162V157H264L263 156ZM205 155V154H204ZM208 155V154H207ZM210 155H211V153H209V158H210ZM245 155H247V154H245ZM245 155H243V157H242V160H243V158H244V156ZM70 156H73L74 157V162L70 159V161H72L74 164H73V166H74V168L73 167H71V165L69 164V157ZM208 156H206V157H208ZM219 156V155H218ZM25 157V156H24ZM32 157V156H31ZM68 158V162H67V164H66V161L64 160V158ZM72 157V158H73ZM138 157H140V161H138ZM165 157V156H164ZM205 157V158H206ZM216 157V156H215ZM240 157V156H239ZM238 157V158H239ZM33 158V157H32ZM66 158V159H67ZM167 158V157H166ZM175 158V157H174ZM203 158V157H202ZM213 158V157H212ZM222 158H223V156H222ZM17 157H14V158H12V159H9L10 161H5V162H1V166H0V169H6V171L7 170H9L10 168V165H12V164H10V163H13L14 164V166L16 165V164H18V162H19V160L17 159ZM65 161V163H64V161ZM182 159V158H181ZM185 159V158H184ZM215 159V158H214ZM228 159V158H227ZM43 160H45V159H43ZM173 160V159H172ZM206 160H207V158H206ZM229 160V161H230ZM239 160H240V158H239ZM254 160V161H255ZM29 161H33V160H29ZM42 161V160H41ZM46 161V160H45ZM143 161H145V160H143ZM168 161V160H167ZM175 161V160H174ZM181 161V160H180ZM182 161H185V160H183L182 159ZM216 161V160H215ZM264 161V160H263ZM26 162V161H25ZM38 162V161H37ZM84 162H87V163H85V165H84ZM140 162V163H139ZM190 162V161H189ZM219 162H221V161H219ZM228 162V161H227ZM20 163V162H19ZM177 163V162H176ZM229 163V162H228ZM231 163H229V164H231ZM252 163L253 162H251V165H252ZM35 164V163H34ZM40 164V163H39ZM187 164V163H186ZM190 164V163H189ZM213 164V163H212ZM223 164H225V165H223V166H225V167H227V165H226V163H223ZM234 164V163H233ZM259 164L257 165L258 167H259ZM262 164H264V163H262ZM28 165V164H27ZM36 165V164H35ZM38 165V164H37ZM184 165V164H183ZM235 165V164H234ZM249 165V164H248ZM250 165V166H251ZM256 165V164H255ZM13 166V165H12ZM11 166V167H12ZM47 166V167H48ZM85 166V167H84ZM180 166V165H179ZM238 166V165H237ZM249 166V168H247L248 169V171H249V169L250 168H253V167H250ZM256 166V167H257ZM262 166V165H261ZM264 166V165H263ZM32 167V166H31ZM35 167V166H34ZM69 167H71V168H73L72 170H70V169H68ZM190 167V166H189ZM189 167H186V168H189ZM213 167V166H212ZM219 167V166H218ZM230 167V166H229ZM228 167V168H229ZM256 167H254L253 169H255ZM258 167L256 168V169H258ZM9 168V169H8ZM173 168V167H172ZM180 168V167H179ZM220 168V167H219ZM227 168V171L229 172V169ZM232 168V167H231ZM230 168V169H231ZM241 170H242V168L241 167H239ZM238 168V169H239ZM30 169V168H29ZM57 169V170H56ZM174 169V168H173ZM177 169V168H176ZM175 169V170H176ZM195 169H198V168H195ZM235 169V168H234ZM245 169H246V167H245ZM246 169V170H247ZM19 170V169H18ZM181 170V169H180ZM182 170H183V168H182ZM199 170V169H198ZM217 170H220V169H217ZM223 170H224V167H223ZM233 170V169H232ZM231 170V171H232ZM258 170H261V169H258ZM13 171V170H12ZM38 171V170H37ZM36 171V172H37ZM49 171V170H48ZM89 171V170H88ZM177 171V170H176ZM203 171V170H202ZM214 171H215V169H214ZM243 171H245L244 170V168H243ZM255 172H256V174L258 173V175L259 176H261L260 174H259V172H257V170H254ZM262 171H263V169H262ZM19 172V171H18ZM52 172V173H51ZM195 172V171H194ZM204 172V171H203ZM217 172V171H216ZM220 172H221V170H220ZM247 172V171H246ZM261 172V171H260ZM264 172V171H263ZM1 173H2V171H1ZM30 173V172H29ZM84 173V172H83ZM82 173V174H83ZM89 173V172H88ZM179 173V172H178ZM188 173V172H187ZM196 173H197V171H196ZM202 173V172H201ZM251 173V172H250ZM82 174H81V176H82ZM86 174H87V172H86ZM182 174V173H181ZM195 174V173H194ZM219 174V173H218ZM231 174V173H230ZM262 174V173H261ZM5 175V174H4ZM21 175V174H20ZM30 175V174H29ZM85 175V174H84ZM88 175V174H87ZM87 175H85L86 177H87ZM98 175V176H99ZM197 175H198V173H197ZM199 175H200V173H199ZM212 175L215 177V174H213L212 173ZM211 175V177H213ZM219 175H221V174H219ZM218 175V176H219ZM243 175V174H242ZM23 176V175H22ZM80 176V177H81ZM98 177L97 175H94V177ZM230 176V175H229ZM233 176V175H232ZM258 176V177H259ZM88 177H89V175H88ZM87 177V178H88ZM187 177H188V175H187ZM202 177V176H201ZM206 177V176H205ZM225 177H226V174H225ZM35 178V177H34ZM55 178V177H54ZM53 178V179H54ZM58 178V177H57ZM85 178V177H84ZM182 178V177H181ZM207 178V177H206ZM218 178V177H217ZM245 178H247V176H245ZM244 178V179H245ZM249 178V177H248ZM262 178H264L263 176H262ZM0 179H1V177H0ZM56 179V178H55ZM96 179V178H95ZM98 179V178H97ZM96 179V180H97ZM213 179V178H212ZM216 179V178H215ZM226 179H228V178H226ZM225 179V180H226ZM255 179V178H254ZM4 180V179H3ZM12 180V179H11ZM17 180V179H16ZM28 180V179H27ZM26 180V181H27ZM30 180V179H29ZM57 180V179H56ZM104 180V181H103ZM178 180V179H177ZM203 180V179H202ZM205 180V179H204ZM208 180H210V178L208 179ZM207 180V181H208ZM219 180V179H218ZM214 181L215 183H217V182H219V181ZM259 180V179H258ZM257 180V181H258ZM263 181H264V179H262ZM15 181V180H14ZM25 181V180H24ZM201 181V180H200ZM97 182H98V180H97ZM250 182V181H249ZM252 182V181H251ZM259 182H261V181H259ZM24 183V182H23ZM65 183L66 184H68V186L69 187H67L66 185H65ZM86 183V182H85ZM177 183V182H176ZM211 183V182H210ZM220 183H222V182H220ZM225 183V182H224ZM223 183V184H224ZM0 184H3V183H0ZM17 184V183H16ZM201 184H202V181H201ZM223 184H218V186L219 187H216V190H214V191H216V193H213V194H215L214 195V197L212 198V199H215V201H217L218 203H220V202H222V204H223V206H222V208H223V210H222V212L223 211H225V212H227V214L231 211V209H235L234 207L233 208H231V205H232V201H231V199H230V196L229 195H225V194H221L220 192L222 191V192H224V188L222 187L223 186ZM227 184V183H226ZM11 185V184H10ZM25 185V184H24ZM51 185V184H50ZM83 185H84V183H83ZM92 185V184H91ZM179 185V184H178ZM216 185V184H215ZM206 186V185H205ZM217 186V185H216ZM49 187V186H48ZM88 187V186H87ZM264 187V186H263ZM86 188V187H85ZM92 188V187H91ZM99 188V187H98ZM183 188V187H182ZM185 188V187H184ZM246 188V187H245ZM94 189H96V188H94ZM243 189H244V187H243ZM262 189V188H261ZM39 190H40V188H39ZM55 190V189H54ZM92 190H93V188H92ZM158 190H161L164 194H163V196L161 197L160 195L162 194L161 192V194L160 193H158L159 191ZM163 190H165V191H163ZM175 190V189H174ZM263 190V189H262ZM21 191V190H20ZM175 191H177V190H175ZM230 191V190H229ZM22 192V191H21ZM77 194H79L78 193V188H77V190L75 191ZM87 192H89V194L87 193ZM171 192H174L173 190L171 191ZM240 192H241V190H240ZM65 193V194H66ZM176 192H174V194H175ZM177 193H179L178 191H177ZM188 193V192H187ZM187 193H186V190L185 189H183L182 190V192H180V194H177V197H178V200L180 201H183V198H185L186 196H185V194L187 195ZM61 194V193H60ZM173 194V193H172ZM173 194V195H174ZM254 194V193H253ZM27 195V194H26ZM75 195V194H74ZM84 195V196H85ZM109 195V196H110ZM169 195H170V193H169ZM179 195V196H178ZM212 194H210V196H211ZM249 195V194H248ZM259 195L260 194H258V197H259ZM3 196V195H2ZM1 196V197H2ZM68 196V195H67ZM77 196V195H76ZM76 196H75V198H76ZM82 195L80 194V196L79 197H81ZM84 196L83 197H81V198H84ZM116 196V195H115ZM185 196V197H184ZM63 197V196H62ZM69 197H70V195H69ZM72 197H74L73 195H72ZM78 197V196H77ZM161 197V198H160ZM166 197H168V196H166ZM177 197H176V199H174L175 201H177ZM180 197H182V198H180ZM257 196H256V198H258ZM262 197V196H261ZM264 197V196H263ZM74 198V199H75ZM119 198V197H118ZM117 198V200H119ZM170 197H168V199H169ZM208 198H209V195H208ZM253 198V197H252ZM251 198V199H252ZM21 199V198H20ZM19 199V200H20ZM64 199H66V198H64ZM70 199H72V198H69V199H67V200H70ZM254 199H255V197H254ZM34 200V199H33ZM60 200V199H59ZM77 200V199H76ZM116 200V201H117ZM164 200V199H163ZM174 200H172V201H174ZM250 200V199H249ZM75 201V200H74ZM73 201V202H74ZM78 201V200H77ZM171 201V202H172ZM213 201V200H212ZM45 202V201H44ZM65 202V201H64ZM71 202V201H70ZM118 202V201H117ZM178 202V201H177ZM209 202H210V200H209ZM216 202V204H218ZM8 203V202H7ZM20 203V202H19ZM61 203V202H60ZM77 203V202H76ZM75 203V204H76ZM78 203H82V202H80V200H79V202ZM77 203V204H78ZM179 203V202H178ZM247 203H248V201H247ZM70 204V203H69ZM72 204V203H71ZM177 204V203H176ZM206 204H207V201H206ZM212 204V203H211ZM211 204H210V207L209 206H207V208L206 209H209V208H211ZM238 204V203H237ZM252 204V203H251ZM123 205V204H122ZM234 205H235V203H234ZM33 206V205H32ZM45 206H46V204H45ZM121 206V205H120ZM177 206V205H176ZM233 206V205H232ZM133 207V208H134ZM213 207H215V205L213 206ZM75 208V207H74ZM59 209V208H58ZM263 209V208H262ZM262 209H260V212H261V210ZM65 210V209H64ZM128 210V209H127ZM131 210V209H130ZM163 210H165V211H163ZM178 210H179V208H178ZM51 211V210H50ZM249 211V210H248ZM259 211V210H258ZM262 211H264V210H262ZM52 212V211H51ZM236 212V210L233 212V213H235ZM15 213H16V211H15ZM71 213V212H70ZM118 213V212H117ZM210 213V212H209ZM221 213V212H220ZM232 213V212H231ZM249 213V212H248ZM251 213V212H250ZM0 214H2V212L0 213ZM129 214V213H128ZM139 214V213H138ZM218 214V213H217ZM236 214H237V212H236ZM205 215V214H204ZM210 215V214H209ZM235 215V214H234ZM238 215H241V213H239ZM243 215H245V213H243ZM242 215V216H243ZM246 215H247V213H246ZM263 215V214H262ZM76 216V215H75ZM222 216H223V213H222ZM224 216H226V214L224 213ZM248 216V215H247ZM252 216V215H251ZM51 217V216H50ZM125 217H129V216H126L125 215ZM233 217V216H232ZM235 217V216H234ZM253 217H254V215H253ZM256 217V216H255ZM264 217V216H263ZM122 218H124V216L122 217ZM127 218H125V219H127ZM221 218V217H220ZM238 218V217H237ZM245 218V217H244ZM251 219H252V217H251ZM45 220V219H44ZM52 220V219H51ZM241 220H242V217H241ZM209 221V220H208ZM207 221V222H208ZM232 221H233V219H232ZM235 221V220H234ZM240 220H238L237 222H239ZM261 221V220H260ZM264 221V220H263ZM46 222V221H45ZM57 222V221H56ZM126 222V221H125ZM236 222V223H237ZM250 222V221H249ZM11 223V222H10ZM113 223V222H112ZM246 223V222H245ZM244 223V224H245ZM256 223V222H255ZM261 223H262V221H261ZM261 223H259V224H261ZM238 224V223H237ZM251 224H253V223H251ZM257 224V223H256ZM255 224V225H256ZM162 225H163V227H162ZM189 225H191V224H189ZM235 225V224H234ZM247 225V224H246ZM249 225V224H248ZM247 225V226H248ZM264 225V224H263ZM112 226H114V227H112ZM246 226V227H247ZM260 225H258V227H259ZM262 226V225H261ZM102 227L105 229L104 231H105V233H106V231H109L110 230V228H112L111 230H110V236H111V238L109 237V235H108V237H109V239L108 238H105L103 235H104V232L102 231ZM129 227H131V226H129ZM250 227H254L253 225L251 226V225H249L248 226V228H250ZM256 227H257V225H256ZM255 227V228H256ZM136 228H134V229H136ZM155 228L157 229V230H155ZM248 228H245V226H244V231H243V233H242V238L241 239H243L242 240V243H244L246 246H250L249 244H252V242L253 241H251L252 240V238H251V236H248V234L247 233H245V232H247L248 231ZM62 229H63V227H62ZM107 229H109V230H107ZM259 229H261L260 227H259ZM152 230V231H153ZM253 230V229H252ZM258 230V229H257ZM257 230L255 229V233H257ZM24 231V230H23ZM167 231V230H166ZM249 231H250V229H249ZM258 231H263L262 229L261 230H258ZM70 233V232H69ZM91 233V234H92ZM131 233V234H130ZM150 233V234H151ZM162 233H164V234H162ZM249 233V232H248ZM103 234V235H102ZM151 234V235H152ZM258 234L260 235L261 233H259L258 232ZM264 233L262 232V235H263ZM40 235V234H39ZM252 235V234H251ZM262 235H260V236H262ZM24 236H25V234H24ZM105 238H103V237ZM106 236V235H105ZM169 238H168V237ZM194 236V235H193ZM237 236H238V234L237 235H234V234H231V232L229 233V235H227L226 236V241L224 242V250L221 252V257L222 258H228V262L229 263H232L233 264V261H234V258L233 257H236V256H234L235 254H237V253H239V251H241V248L238 246V245H243V244H238L237 245V243H236V241L238 240V238H237ZM239 236H240V234H239ZM241 237V236H240ZM146 238H147V236H146ZM193 238V237H192ZM221 238H222V236H221ZM262 238V237H261ZM99 239V240H100ZM148 239H150V238H148ZM170 239V240H169ZM259 239H260V237H259ZM100 240V241H101ZM107 240V241H106ZM220 240V239H219ZM262 240V239H261ZM77 241H79V240H77ZM241 241V240H240ZM239 241V242H240ZM142 242V241H141ZM140 242V243H141ZM74 243V242H73ZM147 243V239H146V241H144V244H146ZM241 243V242H240ZM136 244H134V246L136 245ZM149 244L150 243H148V245H145L147 248H149ZM191 244V243H190ZM68 245V244H67ZM139 245V244H138ZM143 245V244H142ZM192 245V244H191ZM144 246V247H145ZM202 246V245H201ZM143 247V248H144ZM243 247V246H242ZM146 248V249H147ZM151 248V247H150ZM252 248V247H251ZM257 248V247H256ZM256 248H255V250H256ZM259 248V247H258ZM262 248V247H261ZM87 249V248H86ZM189 249H191V248H189ZM242 249H244V247L242 248ZM245 249H247V247L245 248ZM127 250V249H126ZM179 250H181V249H179ZM192 250V249H191ZM248 250V249H247ZM34 251V250H33ZM36 251V250H35ZM87 251V250H86ZM153 251V250H152ZM187 251V250H186ZM190 251V250H189ZM188 251V252H189ZM205 251H206V248H205V246L204 247H202L201 249H200V251L198 252V254H196V255H193L192 253L189 255V257H188V255H187V260H189L190 261V263L191 264H200V262L202 261V259H203V256H204V253H205ZM102 252V251H101ZM124 252V251H123ZM126 252V251H125ZM138 252V251H137ZM149 252V251H148ZM171 252V253H172ZM241 252H243V251H241ZM253 252V251H252ZM251 252V253H252ZM258 252V251H257ZM50 253V252H49ZM83 253V252H82ZM141 253V252H140ZM169 253H170V251H169ZM168 253V254H169ZM170 253V254H171ZM246 253V252H245ZM96 254V253H95ZM154 254V253H153ZM159 254V253H158ZM156 255V254H154V255H156V256H151V254H149V253H146V254H144V252H142V254H138V259L137 258H135V260H138V261H140V260H142V258H143V256L145 257L144 258V261L142 262V264H155V262H163V264L165 263V264H173L172 262H174L175 261V256H174V254L172 253V255L170 256V257H161L160 255ZM166 254V253H165ZM187 254V253H186ZM247 254H250V253H247ZM264 254V253H263ZM87 255V254H86ZM123 255V256H122ZM216 255V254H215ZM219 255V254H218ZM100 256V255H99ZM99 256H97V257H99ZM240 256V255H239ZM59 257V256H58ZM178 257V256H177ZM90 258V257H89ZM237 258V257H236ZM247 258V257H246ZM253 258H254V256H253ZM100 259V258H99ZM131 259H133V258H131ZM171 259V260H170ZM218 259V258H217ZM260 260V259H259ZM258 260V261H259ZM189 261H188V263H189ZM193 261V262H192ZM225 261V260H224ZM226 261H227V259H226ZM93 262V261H92ZM91 262V263H92ZM217 262H218V260H217ZM238 262V261H237ZM247 262V261H246ZM264 261H262V263H263ZM101 263V262H100ZM176 263V262H175ZM186 264H188L187 263V261L185 262ZM226 263V262H225ZM225 263H223V264H225ZM253 264L255 263V264H262V263H260V262H257L256 263V261L255 262H252ZM162 264V263H161ZM228 264V263H227ZM235 264V263H234ZM250 264V263H249Z\"/></svg>",
  "mask_w": 264,
  "mask_h": 264
}]
</instances>
